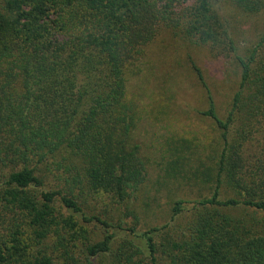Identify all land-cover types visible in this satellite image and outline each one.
<instances>
[{"label":"trees","instance_id":"16d2710c","mask_svg":"<svg viewBox=\"0 0 264 264\" xmlns=\"http://www.w3.org/2000/svg\"><path fill=\"white\" fill-rule=\"evenodd\" d=\"M220 1L0 0V168L8 169L0 264H264V218L233 214L264 212V153L260 177L241 176L243 146L264 110V32L241 54L216 10ZM227 1L264 10V0ZM163 26L218 57L233 54L241 72L221 117L193 62L207 94L199 113L213 121L220 144L216 168L192 173L210 194L174 202L173 218L190 203L196 214L171 236L166 227L139 234L124 219L139 221L129 202L148 176L127 69ZM173 145L166 172L176 177L175 166L196 150L188 140ZM256 178L260 188L250 183ZM83 190L122 207V218L87 212ZM90 225L100 227L97 239Z\"/></svg>","mask_w":264,"mask_h":264},{"label":"rangeland","instance_id":"374dc122","mask_svg":"<svg viewBox=\"0 0 264 264\" xmlns=\"http://www.w3.org/2000/svg\"><path fill=\"white\" fill-rule=\"evenodd\" d=\"M215 7L238 51L245 54L264 32V10L248 13L227 0L218 2ZM168 26L159 30L156 38L145 47L144 54L127 69L128 99L139 118L133 135L141 146L140 156L147 164L148 176L129 202L139 221L135 222L133 216L124 219L139 234L153 227H166L164 231L171 236L176 232L182 234L181 231L196 214L190 211L193 205L190 203L182 215L173 218L174 202L180 198L192 201L210 194V184L196 180L192 173L196 168H216L215 156L220 144L219 131L213 121L199 113L207 109V94L193 69V62L203 71L221 117H226L230 109L241 72L233 54L226 52L218 57L207 46L189 42L179 31L177 33ZM261 114L252 123L253 132L242 150L244 167L241 176L247 181L251 176L260 177L261 174L254 172L259 168L258 160H262L264 153V110ZM179 139L188 140L196 152L187 164L182 162L175 166L176 177H173V172L168 176L167 168L176 156L173 143ZM7 170L0 168V186L4 184ZM50 182L53 183L52 179ZM250 183L260 188L261 182L257 178L254 185L252 181ZM83 192L87 212L94 215L108 213L113 218H122V207L110 204L105 196H96L89 190ZM233 214L248 219L264 218V212L235 210ZM88 227L94 231L96 239L100 237V227Z\"/></svg>","mask_w":264,"mask_h":264}]
</instances>
